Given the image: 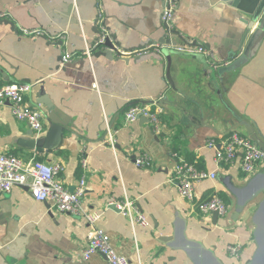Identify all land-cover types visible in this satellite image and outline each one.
I'll return each mask as SVG.
<instances>
[{
    "label": "crops",
    "instance_id": "0c3cea01",
    "mask_svg": "<svg viewBox=\"0 0 264 264\" xmlns=\"http://www.w3.org/2000/svg\"><path fill=\"white\" fill-rule=\"evenodd\" d=\"M247 1L178 0L176 31L170 36L162 23L163 0H0V12L8 14L0 18L3 82L31 83L27 98L45 115L44 129L36 132L13 114L9 102L0 103V151L25 161L63 164L58 179L70 190L85 177L83 207L103 213L92 224L84 216L58 211L52 201L36 200L27 186L0 191V264H108L102 254L83 258L95 228L131 264H194L181 247L185 221L188 235L203 240L224 262L245 264L251 258L257 205L249 204L235 218L232 193V184L244 185L249 175L240 155L231 163L216 160L217 148L232 130L247 134L245 121L264 139V28L252 35L256 23L247 34ZM103 22L120 49L157 43L169 47L175 86L163 50L150 47L141 55L114 53L109 58L98 53L105 50L101 47L91 58L83 55ZM21 28H41L47 34L28 36ZM61 33L66 38L54 39ZM191 38L207 47L208 56L169 46ZM67 52L75 53L70 61H64ZM238 59L243 60L236 67L224 69ZM154 98L165 108L159 131L146 117L125 121L130 104ZM54 121L66 123L55 146L31 148L29 143L39 137L56 141ZM107 124L115 133L116 149L105 142ZM211 140L216 147L209 145ZM143 154L152 164L138 167L135 158ZM179 158L218 172L194 190L197 200L225 192L230 199L226 216H204L182 197L170 181ZM258 171H264V161ZM126 196L135 200L148 225L133 223L108 204ZM230 244L240 245L239 256L228 251Z\"/></svg>",
    "mask_w": 264,
    "mask_h": 264
},
{
    "label": "built area",
    "instance_id": "2783aa9c",
    "mask_svg": "<svg viewBox=\"0 0 264 264\" xmlns=\"http://www.w3.org/2000/svg\"><path fill=\"white\" fill-rule=\"evenodd\" d=\"M178 7V0H163L162 23L168 35H173L176 31L175 12ZM8 17L7 12H0V18ZM23 34L28 36L46 35L47 32L41 28L24 29ZM108 31L103 28L101 34L91 45L82 52L83 55L91 58L94 52L100 49L108 35ZM49 35V34H48ZM181 36V35H180ZM66 38L65 33L59 34L54 39ZM176 51L190 54H209L207 47L203 43H198L194 39H187L184 44L169 45ZM150 47L161 51L165 47L162 43L136 50H119V56H127L133 53L141 55ZM75 53L67 52L64 61L72 60ZM96 87V84L94 85ZM32 89V84L28 82L4 83L0 74V103L10 101L13 114L20 120L27 122L36 132H41L45 125V115L41 108L34 106L27 98ZM160 99V97H159ZM159 99L154 98L148 104L132 103L125 111V121L133 122L143 115L148 118L154 131H159L162 124V115L165 113L163 104ZM107 139L105 142L116 149V137L112 128L107 124ZM209 145L216 147L214 140L209 141ZM241 157L242 170L247 175H252L258 171L259 165L264 161V150L248 135L238 130H232L227 138L221 143V147L216 150V160L221 165L231 163ZM83 166L86 168L88 159L82 158ZM138 167L152 164V158L146 154L138 155L135 158ZM64 170L61 163H47L40 159L23 160L20 156L11 152L0 151V191L9 193L15 186H27L30 193L36 200L52 201L58 211L67 212L74 215L84 216L90 223H96L102 216L100 211H87L83 207V198L86 194V179L82 177L74 190H70L58 179ZM218 172L199 169L194 163L179 158L174 176L170 181L175 184L188 202L195 205L196 209L204 216L217 212L220 216L229 213V204L219 195L214 194L204 200H197L195 195V184L208 179L216 178ZM109 205H115L120 212L127 216L133 223L148 225L147 217L136 205L135 200L124 197L123 200L110 199ZM240 245L230 244L228 251L232 255L239 256ZM95 254H102L107 258L108 264H131L130 259L119 254L110 243L109 236L101 229L95 228L88 237V244L83 249V258L88 260Z\"/></svg>",
    "mask_w": 264,
    "mask_h": 264
},
{
    "label": "water",
    "instance_id": "95a60500",
    "mask_svg": "<svg viewBox=\"0 0 264 264\" xmlns=\"http://www.w3.org/2000/svg\"><path fill=\"white\" fill-rule=\"evenodd\" d=\"M247 2L251 14L250 20L246 21L248 25L247 34H249L251 29L257 23L256 27L252 32V35L255 36L256 34H258L260 29L264 28V0H248ZM97 21L99 22V19ZM103 28H105L109 34L107 35L105 42L102 46L105 48V50H100L98 53L107 55L109 58H113L114 53H116L117 55L120 54L118 50L120 48V43L116 41L115 34H113V32H109L110 27H107L104 22H103ZM98 34L99 35L101 34L99 30H98ZM173 44L175 45V43ZM163 52L166 54L169 60L167 76L169 78L171 85L175 86L171 76L172 58H171L170 48L165 47L163 49ZM239 59L233 62L232 64H230V66L229 64L227 66H224L226 67L224 69L228 70L229 68L236 67L243 60V59L242 60ZM7 102L11 104L10 101ZM142 117L145 116L143 115L139 116V118ZM146 119L148 120L147 117ZM53 123L54 125L51 128L52 129L51 132L53 133V139H56V141L52 142V138H50V136L39 137L29 143L30 144L29 146L31 148H35L36 150H43V149H50L55 146V143H57L58 140H60V137L65 129L66 123L57 122V121H54ZM243 124H245V126L247 127V131H248L247 134L260 146L261 149L264 150V139L261 138L257 134V132H255L252 124L246 121ZM232 185L234 188L232 190V193L236 197V208L234 212L235 218H238V216L242 212H244L245 208L249 204L256 202L257 205L253 213V224L255 227L254 238L256 242V248L251 258L245 264H264V171H257L254 174L250 175L247 182L244 185L241 186H236L234 184ZM113 207L116 208L115 205ZM218 216L219 214L215 212L214 218L216 219L218 218ZM186 228L187 227L185 221L184 231H183L184 242L181 247L192 258L194 264H228L218 256V254L213 248L208 247L203 240L190 237L186 231ZM167 240L172 241L173 238H168Z\"/></svg>",
    "mask_w": 264,
    "mask_h": 264
},
{
    "label": "trees",
    "instance_id": "16d2710c",
    "mask_svg": "<svg viewBox=\"0 0 264 264\" xmlns=\"http://www.w3.org/2000/svg\"><path fill=\"white\" fill-rule=\"evenodd\" d=\"M228 204L230 203L229 196L225 192L218 193ZM207 199V198H206Z\"/></svg>",
    "mask_w": 264,
    "mask_h": 264
}]
</instances>
